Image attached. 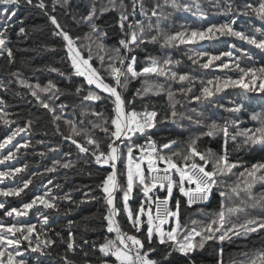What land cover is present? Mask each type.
<instances>
[{"label": "trees", "instance_id": "16d2710c", "mask_svg": "<svg viewBox=\"0 0 264 264\" xmlns=\"http://www.w3.org/2000/svg\"><path fill=\"white\" fill-rule=\"evenodd\" d=\"M40 3L41 0L31 3L18 0L14 5L0 4V33L5 39V44L0 47V145H3L0 147V173L8 174L0 176V204L3 205L0 208V236L5 238L0 243V252L5 253V264L8 253L16 261L24 260L25 264H67V261L72 264H118L115 256H106L100 251L107 240L117 241L118 246L123 247L117 240L118 234L108 231L107 217L111 206L101 187L113 171L112 163L119 186L115 198L117 224L143 242L142 253L147 252L148 258L156 264H250L253 260L260 264L256 258L264 252V228L245 232L240 225L248 219L264 221V208L253 207L254 200L244 191V182L252 179L247 176L246 169L254 164H264V143H245L246 137L239 133L251 130L250 135L258 136L256 129L264 128V92L259 91V84L264 82V73L259 71L264 69V48L249 42L250 39L257 43L264 40V14L256 11L264 0H177L186 6L181 8L172 7V0H135V11L133 0H43L44 7H40ZM153 9L156 16L152 15ZM12 11L16 13L14 16ZM122 11L127 15L123 27ZM53 16L60 29L52 24ZM232 20H235L233 31L244 33L248 39L218 32L209 34L213 35L212 39L191 36L193 31L206 32L212 25L219 26ZM61 30L68 33L73 47L105 83L115 86L111 68H120L121 84L126 86L118 87L117 91L125 101L126 111L135 110L142 119L144 113L156 112L153 127L144 133L130 135L131 139L117 140L111 136L115 128L111 124L115 117V97L89 84L78 74L67 41L58 34ZM133 31L140 37L135 43L131 42ZM178 33L184 34L185 43L179 38L166 42L168 36ZM153 36L157 37L155 41L151 39ZM120 40H125L128 48L122 46ZM228 52L232 55H225ZM117 57L125 58L124 63L121 64ZM132 57H135V70L140 73L136 77L126 71ZM212 57L219 59L213 60L208 68L203 67ZM153 60L163 73L142 72ZM165 61L171 62L165 64ZM224 64L228 67H223ZM250 70H255L259 77L255 85ZM172 73H176V77ZM179 76L188 79L180 80ZM242 77L249 88L230 85L216 91L223 81ZM205 87L213 95L196 100ZM253 88L255 90H250ZM169 92L173 93L171 99ZM89 93L100 99L86 98ZM44 103L48 104L47 108ZM173 111L177 113L175 117ZM57 116L60 119H55ZM213 123L218 128L209 136L207 133ZM224 126L228 129L227 138L220 131ZM73 128L80 134H74ZM104 128L109 130L105 132ZM13 133L17 134L9 141ZM146 138L155 141L158 160V156L171 157L181 169L189 168L193 163H205L199 156L184 160L192 147L208 158L207 171H212L215 158L225 153L229 162L237 165L231 172L214 177L216 183L206 204H188L180 191V174L176 169H172L174 183L170 196L167 186L156 185L146 194L140 183L136 185L128 201L135 219L141 205L147 211L158 197L169 198L173 212H177L179 202L180 227L175 242L166 239L161 244L159 236L154 234L149 243L145 212L138 226L133 227V220L129 219L125 209L128 146L133 147L132 157L141 158L140 147ZM89 139L96 143H88ZM110 144L118 147V160L105 164L101 157V162L97 163L96 156L101 152L109 153ZM164 144L169 147L164 148ZM81 147L87 151H81ZM9 156L11 158L5 159ZM160 161L168 167L165 161ZM262 174L264 171L257 173L258 176ZM29 181L31 183L25 188ZM145 182L151 183L147 168ZM237 185L239 195L232 192ZM182 186L189 188L190 183L184 182ZM19 189H23L19 194H2ZM221 192L226 195L221 196ZM251 194L255 200H262L264 181L257 179ZM38 198L48 200L55 207H46ZM33 200L36 204L25 209L24 205ZM230 207H236L238 211L230 213L227 211ZM13 209L23 214L7 215ZM220 211L225 212V221L220 231L211 233L216 238L206 240L202 248L194 247L188 252L178 249V243L193 228L206 236L209 233L205 229L212 220H217L213 228L219 227ZM44 217H47V223ZM13 225L25 231L10 232L8 229ZM32 225L34 231L27 232V227ZM233 225L236 228L220 241L221 233ZM164 228H173V217ZM24 235L28 239H23ZM202 236H195L193 244H198ZM17 239L18 245L7 243ZM46 241L55 243L46 244ZM73 241V248H69L68 244ZM37 245L42 251H32ZM150 248L154 251H149Z\"/></svg>", "mask_w": 264, "mask_h": 264}, {"label": "snow or ice", "instance_id": "6c2138e0", "mask_svg": "<svg viewBox=\"0 0 264 264\" xmlns=\"http://www.w3.org/2000/svg\"><path fill=\"white\" fill-rule=\"evenodd\" d=\"M27 2L31 3L32 0H27ZM165 2H167V0H165ZM16 3H18V0H0V4L14 5ZM39 6L44 7L43 0H41V3ZM157 7H159V5ZM172 7L181 8V7H186V6L177 3V0H172ZM246 7H251V5H247ZM106 10L107 9H105V11ZM133 11H135V0H133ZM141 11L143 12V5L142 4H141ZM256 11L258 14H264V4H261L260 8ZM15 14L16 13L14 11L11 12L12 16H14ZM93 14H95V10H93ZM152 15L153 16L157 15V12L155 11V9H153ZM91 18H92L91 16L88 17L89 20H91ZM120 19H121V26L123 27L122 22L127 19V15L125 14L124 11L121 12ZM51 22L53 25L56 26L57 29H60V24L57 22V20L54 16L51 17ZM234 23H235V20H232L228 23H224V24H221L219 26L212 25L206 30V32L202 31V32L198 33V32L193 31L191 33V36L193 38H198L201 40L212 39L213 35L218 32L221 35L227 33V34H231V35L241 37L242 39H248V37H246L244 35V33L233 31L232 24H234ZM92 27H93V29H95L96 25L93 24ZM140 27H141V34H142L143 25L141 24ZM23 31H24V29L21 28V32H23ZM58 34L62 35L63 38L67 41L68 51H69V53L72 54V64L76 68L78 74L87 75V80H88L89 84L95 83L98 88H102L103 91L110 93L111 96L115 97V105H116L115 117L111 119V124L114 125L115 128H114V131L111 132V136L115 137L117 140H120L122 138V136H127L128 139H131V136L128 134H135L137 132L144 133L146 131V129L154 126L153 121H154L155 117L157 116L156 112L153 111L150 113L149 112L144 113L143 122H141V120L137 118L139 114L135 110H132L131 112L126 111L125 101L122 99L120 92L117 91L118 87L126 86V85L121 84L120 76L122 75V73H121L120 68L115 67V66H113L111 68V74H112L113 78L115 79V86L104 83L103 79L98 75L96 69L92 68L91 65L88 63V60L84 59L81 56L80 52L73 47V40L68 35V33L61 30ZM209 34H213V35H209ZM183 36H184L183 33H178L176 36H168L166 39V42H173L179 38L181 43H185L186 41L182 38ZM139 38L140 37H138V35L135 31H133L131 33V42L132 43H135ZM151 39L153 41H155L157 39V37L153 36V37H151ZM249 42L253 43V44H257V46L260 48H264V40H261L259 43H257L256 40L250 39ZM119 43L122 46H124L125 48H128V43H126L125 40H120ZM4 44H5V39L3 37V33H0V47H2ZM116 51L119 52V49H117ZM8 54H9V56L12 55L10 49H8ZM225 55L231 56L232 53L228 52V53H225ZM117 58L120 59L121 64L124 63L125 58H123V57H117ZM89 59H90V57H89ZM216 59H219V57H212L208 61V63L203 65V67L208 68L212 64V61L216 60ZM170 62L171 61H165V64H168ZM134 64H135V57H132L131 62L128 64L127 69H126L127 73H130L132 77H136V76L140 75V73H137L135 71V69L133 67ZM222 66L225 68L228 67L227 64H224ZM82 67L84 68V71H81ZM158 71L163 73V69H158L157 61H155V60H153L152 66L145 67L143 69V73H145V74L155 73ZM250 71L252 74V84L255 85L256 80L259 79V77H256L255 70H250ZM259 71L261 73H264V69H260ZM247 74L248 73H245V75H247ZM176 75H177L176 73H172L173 77H176ZM179 79L180 80H186V79H188V77L187 76H179ZM21 83H23V81H21ZM208 83L211 84L212 81H209ZM230 85H240V86H243L245 88H249V85L245 84L243 82V77H242L240 80L223 81L221 83V85L219 87H217L216 91H219L221 87H228ZM42 90L47 91L48 89H42ZM250 90H255V89L253 88ZM259 91L264 92V82L259 84ZM33 95H36V93L33 92ZM212 95H213V92L209 88L205 87V88H203L201 95L196 96L195 99L200 100L202 96L206 99ZM172 96H173V93L169 92V98L170 99L172 98ZM86 98L97 99V100L100 99V97L98 95L94 96L92 93H89V96ZM43 106L47 108L48 104L44 103ZM61 107H63V106H61ZM173 107H174V105H173ZM176 115H177V113L175 111H173L172 116L175 117ZM55 119L58 120V119H60V117L57 116V117H55ZM104 123L107 124L108 121H105ZM97 127H101V125H97ZM217 128H218V125L213 123L211 125L210 130L207 133V135H209V136L213 135L214 131ZM103 130L105 132H107L109 129L104 128ZM18 131H22V129L18 130ZM220 131L223 132L225 138L228 137L229 133H228V129L226 126L220 128ZM250 132H251V130H244L242 133H239L240 135H244L246 137L245 143H249V142L256 143L257 141L264 143V128L256 129V133L259 134L258 136L256 134L250 135L249 134ZM73 133L76 135L80 134L75 128H73ZM16 134L17 133H13L12 136H10L8 138L9 141ZM235 138H236L235 136H232L233 140H235ZM88 143L94 144V143H96V141L89 139ZM194 143H195V141H193V144ZM0 147H3V145H0ZM163 147L168 148L169 144H164ZM109 148H110L109 153L105 154V153L101 152L98 156H96L97 163L101 162V157H104L103 163H105V164H108L110 161L114 162L115 160L118 159V156H119L118 148L113 147L111 144L109 145ZM81 151H87V149L81 147ZM141 151H143V149H141ZM132 152H133V147L128 146V150H127V157H128L127 191H125L124 197H123L126 208H127L128 193L132 190L134 179L139 180V183H140V185L143 186V190L145 193L150 191L151 188L156 187L155 181H151V183L145 182L144 170L141 168V163L143 162L144 158L142 157L141 162H139V163L134 162L133 158H132ZM174 155H177V154L174 153ZM193 156H199L201 161H205V163L203 165H197V164L193 163L191 165V169L195 170L196 168H199L200 172H202L204 174V176H206L209 180V183L207 185L201 186L200 182L198 180H196L190 173H186L183 169L178 168L177 164L172 162L171 157L165 158L164 156H158V158L160 160H163V161H165V163L168 164V168L158 170L155 167L156 162L153 159V154L148 153V156H147L148 169L150 170V172L163 171L165 173H168L169 169H176L177 171L180 172V185H181L180 191L185 196L189 197V200H188L189 205H191L193 202L190 198L191 190L186 191L184 189V187L182 186L185 182V178L188 180L189 183L196 185L195 191L197 193L202 194L204 199L206 200L208 198V195L211 192L212 187L216 183L214 177L217 174H223L225 172H231L232 169L237 167V165L235 163L229 162L228 156L225 153L224 155H220V156L215 158V160L213 161V170L212 171H205V168H206L207 162H208V158L204 154L199 153L195 147H192L191 153L188 156H185L184 160L185 161L190 160V159H192ZM9 158H11V156L5 157V159H9ZM64 166L67 167L68 165H64ZM111 166L113 168V171L107 175L106 179L102 182V185H101V187L103 188V191L105 193H107V203L109 205H113L112 192L116 187H118L116 174H115V164L112 163ZM17 171H19V169H17ZM262 171H264V164H254V165H252V167L250 169H246L247 176L251 177L252 179L244 182L245 183L244 191L249 195V198L254 200V203L252 205L253 207H256L257 205H259L260 207L264 208V198H262V200H255V198L252 197V194H251V188H252L254 182L257 179L264 181V174L259 175V176L257 175V173H260ZM5 175H8V174L7 173H0V176H5ZM240 175L244 176L245 173H240ZM28 183H31V181L25 183V185H24L25 188L28 186ZM172 183H174V182L170 181L168 186H167V191L169 193V196L171 195V192H172ZM160 186L164 187L163 184H161ZM238 189H239V185H237L236 187H233L232 192L239 195ZM22 190L23 189H19V190H14L13 192L2 193V194H4V195L19 194V191H22ZM220 195L225 196L226 194L224 192H221ZM38 199H40V202L43 203L46 207H49V208L55 207V205L53 203H50L48 200H44L41 198H38ZM158 199L159 198H157V200ZM36 202H37L36 200H33L32 203L25 204L24 208L30 209L31 207H33L34 204H36ZM2 207H3V205L0 204V208H2ZM178 210H179V202L177 201V212H172V211L168 212L169 216L176 217V224H177L176 228L165 233L159 227V225H156V231L159 233V243H161V244L165 243L166 239L169 241H173V242L177 241V231L180 227L179 219H178ZM227 211L230 213L236 212V211H238V208L230 207L227 209ZM13 212H16L17 215L23 214L20 211L13 209L12 211H9L7 213V215L11 216L13 214ZM144 212H145V208L143 205H141V207L139 209V214H143ZM114 215H115V209L113 207L109 210V215L107 217V219H108V231L109 232L115 231L118 234L117 240L119 241V245H123V247L118 246L117 241L107 240L103 245H101L100 251L103 252L104 255H106V256L109 254L112 256H115L116 260L119 261V264H156V261L148 258L147 252H145L144 254H141L140 250L144 248V244L140 239H138L135 236H128L127 234H123V233H121V230L118 226H116V227L113 226L114 222H113L112 217ZM128 216H129V219L131 220L133 217V214L131 211L128 212ZM218 219L220 222L219 227L213 228V225L217 224V220H212L211 223L206 227L205 231L208 232L209 235L202 236V234L200 232H197L196 229L193 228L187 235H185L183 237V242L178 243L179 250L181 252H188V251H191L194 247H201L202 248L204 246V243L206 240H211V239L216 238L211 233L218 232V231H220L221 228H223L224 221H225V212L224 211H220L218 213ZM44 222L47 223V217H44ZM147 222L149 225H153V223H154L153 216L151 214V208L148 209V221ZM165 222L166 221H160L159 224H163ZM139 223H140L139 217L137 216V218L135 220H133V227H137ZM193 223H195V221H193ZM249 225H257V227H249ZM240 227L243 228L245 230V232H255L258 230V228H264V221L258 222L256 219H248L244 222V224L240 225ZM235 228H236V225H233L231 228L226 229L224 232L221 233V235L218 237V239L220 241L225 240V238L228 237V232L233 231ZM34 229H35V226L32 225V226H28L26 230H27V232L30 233V232L34 231ZM8 230L10 232H13V230H14L15 232H21V233H23L25 231L24 228H18L15 225H13ZM137 230H139V228H137ZM236 234H239V233H236ZM152 236H153V228L149 227L147 230V238H148L149 243H151ZM195 236H202V238L198 242V244H193V240H194ZM23 239H28V237L26 235H24ZM4 240H5V238L3 236H0V243L4 242ZM126 240L130 241L131 245L135 247L134 253H133V247H130V245L126 242ZM19 242H20L19 239L7 241V243L9 245H12V244L18 245ZM45 243L46 244L55 243V241H51V242L46 241ZM74 243H75L74 241L69 243L68 247L73 248ZM32 251L39 252V251H42V249L40 248L39 245H37L35 248L32 249ZM149 251H154V249L150 248ZM16 254L20 255L19 251H17ZM4 256H5V253L0 252V264H5V261L3 259ZM7 256H8L7 264H25V261L22 259L19 261H16L11 253H8ZM256 259L259 260L260 264H264V252L259 253ZM67 264H72V262L67 261ZM250 264H256V260L251 261Z\"/></svg>", "mask_w": 264, "mask_h": 264}, {"label": "built area", "instance_id": "2783aa9c", "mask_svg": "<svg viewBox=\"0 0 264 264\" xmlns=\"http://www.w3.org/2000/svg\"><path fill=\"white\" fill-rule=\"evenodd\" d=\"M138 119L141 120V122H143V119L140 117H137ZM139 133V132H137ZM143 149V151H141L145 156H148V153H152L153 154V159L155 160V167L158 170H162L164 168H168L167 166H160L158 164V162H161L160 160H158L156 158V150H157V146L156 143L153 139L151 138H146L141 147L140 150ZM118 160V159H117ZM186 173H190L196 180H198L201 184V186L207 185L209 183V180L206 176H204V174L202 172H200L199 168H196L195 170H192L191 167L189 168H182ZM205 171H207L205 169ZM178 173L180 174V172L178 171ZM150 180L151 181H155L157 186H160L161 184L165 186H168L169 182L172 181L173 182V172L172 169H169L168 173H165L163 171H156V172H150ZM185 182H188L187 179H185ZM195 184H191L190 183V187L189 188H185L186 191L191 190V200H192V204H206L209 201L210 198V194L208 195V198L205 200L203 195L200 193H197L195 191ZM118 189L119 186L115 188L114 190V194L116 195L118 193ZM185 196V195H184ZM187 199V202L189 200L188 196H185ZM159 199L157 200V198L153 201L152 204V216L153 218L159 223L160 221H166L165 223H163L164 225L168 224V222L170 221V219L172 218V216L168 215L169 211L173 212L172 206H171V202L169 198H165V197H158ZM116 212V210H115ZM158 213V214H157ZM117 214V213H116ZM121 230V233L123 234H127L128 236H131L128 232H126L121 226H118ZM126 239V238H125ZM126 242L130 245V247H133V253L135 252V247L131 245L130 241ZM141 254L142 253V249L140 250ZM119 264V263H118Z\"/></svg>", "mask_w": 264, "mask_h": 264}, {"label": "rangeland", "instance_id": "374dc122", "mask_svg": "<svg viewBox=\"0 0 264 264\" xmlns=\"http://www.w3.org/2000/svg\"><path fill=\"white\" fill-rule=\"evenodd\" d=\"M70 55H71V58H72V54H70ZM151 66H152V65H151ZM81 71H84V68H83V67L81 68ZM83 76L87 79V75H83ZM87 81H88V80H87ZM103 82H104V81H103ZM104 83H105V82H104ZM91 85L96 86L95 83H93V84H91ZM96 87H97V86H96ZM100 89H102V88H100ZM102 90H103V89H102ZM142 157H143L144 159H143V162L141 163V168L144 170V174H145V168L148 169V162H146V161H148V160H147V156H145L144 154H143ZM142 157H141V158H142ZM141 158L133 159V161L139 163V162H141ZM145 162H146V163H145ZM109 163H110V162H109ZM109 163H108V164H109ZM115 174H116V170H115ZM138 183H139V180H138V179H134L132 190L128 193V195L130 194L129 196L132 197L133 190H134V188L136 187V185H137ZM143 191H144V190H143ZM148 192H149V191H148ZM148 192H147L146 194H148ZM144 193H145V192H144ZM110 209H111V208H110ZM110 209H109V210H110ZM129 211H131L132 214H133V217H132L131 220H134V218H135V216H134V212L132 211V208L130 207V205L127 206V214H128ZM145 216H146L147 221H148V210L145 211ZM138 217H139V221H140V220L142 219V214H139ZM112 219H113V222H114V216L112 217ZM153 220H154L153 225H149L148 222H147L148 227H152V228H153V235L155 234V235H158V236H159V233L156 231V225H159V227H160L165 233H167L168 231H171L172 229H174V228L177 227V224H176V217H173V228H172L171 230H169V229H165L164 226H161V224H159L154 218H153ZM169 222H170V221H169ZM169 222H168V223H169ZM113 226L116 227L115 222L113 223ZM181 242H183V241H181ZM178 249H179V248H178Z\"/></svg>", "mask_w": 264, "mask_h": 264}, {"label": "crops", "instance_id": "0c3cea01", "mask_svg": "<svg viewBox=\"0 0 264 264\" xmlns=\"http://www.w3.org/2000/svg\"><path fill=\"white\" fill-rule=\"evenodd\" d=\"M128 135H132V134H128ZM127 136H122V138H126ZM118 148V147H117ZM119 157V156H118ZM133 159H136V158H134V157H132ZM115 161H117V160H115ZM111 162V161H110ZM147 162V161H146ZM145 162V163H146ZM116 179H117V176H116ZM117 184H118V181H117ZM115 190V189H114ZM114 190H113V192H112V196H113V205H110L111 206V208H113L114 207V209H115V198H116V195L114 194ZM130 195V194H129ZM128 195V200H127V206H129V203H128V201H129V199H130V197L131 196H129ZM125 209H126V212H127V208L125 207ZM134 220H135V218H134ZM114 222H115V224H116V226H118V224H117V218H116V212H115V215H114ZM162 225V224H161ZM165 226V225H164ZM118 263H119V261H118Z\"/></svg>", "mask_w": 264, "mask_h": 264}, {"label": "water", "instance_id": "95a60500", "mask_svg": "<svg viewBox=\"0 0 264 264\" xmlns=\"http://www.w3.org/2000/svg\"><path fill=\"white\" fill-rule=\"evenodd\" d=\"M133 67H134V69H135V64L133 65ZM136 71V70H135ZM143 72V71H142ZM135 152H136V154L138 155V156H140V152L138 151V150H135ZM148 162V161H147ZM158 164L160 165V166H165V164L163 163V162H158ZM186 179V178H185ZM161 226H164V224H162Z\"/></svg>", "mask_w": 264, "mask_h": 264}, {"label": "bare ground", "instance_id": "6f19581e", "mask_svg": "<svg viewBox=\"0 0 264 264\" xmlns=\"http://www.w3.org/2000/svg\"><path fill=\"white\" fill-rule=\"evenodd\" d=\"M150 67V66H149Z\"/></svg>", "mask_w": 264, "mask_h": 264}]
</instances>
